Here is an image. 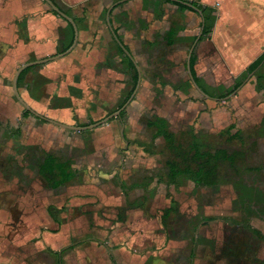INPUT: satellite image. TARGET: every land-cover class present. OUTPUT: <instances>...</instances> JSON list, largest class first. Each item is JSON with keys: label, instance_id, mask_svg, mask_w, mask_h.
Segmentation results:
<instances>
[{"label": "crops", "instance_id": "crops-1", "mask_svg": "<svg viewBox=\"0 0 264 264\" xmlns=\"http://www.w3.org/2000/svg\"><path fill=\"white\" fill-rule=\"evenodd\" d=\"M53 1L79 39L18 81L32 112L15 73L63 52L74 28L44 0H0V264H163L169 249L152 246H170L187 181L204 200L185 221L190 261L216 223L203 264H264V60L242 78L264 52V0ZM213 155L214 176L197 179Z\"/></svg>", "mask_w": 264, "mask_h": 264}, {"label": "rangeland", "instance_id": "rangeland-1", "mask_svg": "<svg viewBox=\"0 0 264 264\" xmlns=\"http://www.w3.org/2000/svg\"><path fill=\"white\" fill-rule=\"evenodd\" d=\"M197 1L200 3L202 2L210 3L211 2L217 6L220 5L219 0H197ZM248 75L249 73L246 70L242 78L247 77ZM245 89H249L248 86ZM259 94H263V92H260ZM228 105L229 107L231 106L229 102H228ZM176 190H177V193H176L177 198L184 197V199L183 198L179 199L180 200L179 206L181 207V216L178 217L176 224L173 225L171 231L169 232L170 235L167 234L165 238L166 242H168L170 246L167 247V245H164L163 242H160L158 244H154L152 248L159 246V248H161L162 250L169 249L170 260L169 261L166 260L165 263L163 264H203L202 262V260H204L202 258L203 256H206L207 260L212 259L215 262V254L221 247L220 246L221 239L217 237V234H216L217 233L216 223H210L209 225L204 226V228H199L198 239H199V236L201 237L203 235L204 237L203 239L208 240L207 246L201 247L200 244L196 246V249L193 251V254L195 255V259L194 261H190V255H191L190 247L191 246H190V238L188 237L193 235V232L190 228V224H186L185 221H186V218L189 217L190 213L196 212L197 215L199 214V211H200L199 209L201 208V206H203L204 200L202 199V203H200V199L198 198L194 199L193 197L190 198L192 193H194V195L199 194V189L195 188L192 185V183L189 181L184 182L180 188H178L177 186ZM180 191H182V193ZM207 202H208L207 204H209L208 207L207 208L203 207L204 211H206L207 213L206 215H210V214L214 215L216 213V208H215L216 200L214 198H207ZM209 202H211V204ZM229 215L239 217L237 213L229 214ZM180 242L183 244L181 245ZM134 249L141 251L144 248H134ZM174 258H175V262H172V259ZM210 263H211L210 261L206 262V264H210ZM96 264H100V263H96ZM211 264H214V263H211Z\"/></svg>", "mask_w": 264, "mask_h": 264}, {"label": "water", "instance_id": "water-1", "mask_svg": "<svg viewBox=\"0 0 264 264\" xmlns=\"http://www.w3.org/2000/svg\"><path fill=\"white\" fill-rule=\"evenodd\" d=\"M46 3L49 4V6L55 10L56 12H58L62 17H64L66 20H68L71 25L73 26L74 28V40H73V43L71 44V46L66 49L65 51L63 52H60L54 56H51V57H47V58H44V59H39V60H36V61H30V62H26L24 63L23 65H21L16 73H15V76H14V80H13V89H14V92H15V95L17 97V99L30 111L33 112V110L31 109V107L24 101V99L22 98L20 92H19V88H18V81H19V77H20V74L21 72L29 67V66H32V65H35V64H38V63H42V62H47L49 60H53V59H56V58H59V57H62L66 54H68L70 51H72V49L76 46L77 42H78V39H79V28H78V25L77 23L75 22V19L68 13H66L65 11H63L53 0H44ZM174 1H177V0H174ZM117 4V3H116ZM186 5H188L189 7L195 9L197 12H200V10L195 7L192 3L190 2H186L185 3ZM114 7L111 6L109 7V9L107 10V14H106V20H107V23L109 25V28L111 29L114 37L117 39L119 45L121 46V48L124 49V51L130 56L131 54L129 53V51L126 49V47L124 46V44L121 42V40L118 38L117 34L115 33L114 31V28L112 27V24H111V20H110V16H111V10L112 8ZM190 58H191V54L189 55V61H190ZM189 67H190V63L188 64ZM235 92V91H234ZM233 92V93H234ZM233 93H231L230 95H233ZM49 121H52L53 123L59 125V126H62V127H65V128H68V129H72V130H77V129H85V128H88V127H95L97 125H100L102 123H104L105 121L108 120V118H105L104 120L102 121H99V122H96L94 124H91L87 127H82V126H76V125H71V124H68V123H64V122H60V121H57V120H54V119H48Z\"/></svg>", "mask_w": 264, "mask_h": 264}, {"label": "trees", "instance_id": "trees-1", "mask_svg": "<svg viewBox=\"0 0 264 264\" xmlns=\"http://www.w3.org/2000/svg\"><path fill=\"white\" fill-rule=\"evenodd\" d=\"M177 2H180V4H185L186 2H190V3H192L194 6H196V7H202V5H201V3H199L197 0H177ZM73 40H74V35H73V38H72V40H71V42L67 45V46H65L63 49H62V51H65L66 49H68L70 46H71V44L73 43ZM264 60V52L259 56V58L252 64V66H251V68H249L248 70H247V72L249 73V72H251V71H253L262 61ZM30 69V66L29 67H27V68H25L22 72H21V74H20V77H19V82L22 80V77L24 76V74L28 71ZM241 83V82H240ZM240 83H238L237 85H235L234 86V88L233 89H231V90H229L228 92H226L224 95H228V94H230L232 91H234L237 87H238V85L240 84ZM212 158L206 163V165L204 166H202L201 168H202V170L201 171H199L200 170V168L198 169V170H196L194 173H195V175H197V179L199 178L200 179V175H201V173H202V171L205 169V171L204 172H206L207 171V174H206V177L207 176H214V173H215V164H216V161H217V159H216V156H211ZM197 160H200L201 159V157L199 158H196ZM56 169V167H55V158H52V157H49L48 159H47V161H45V163H44V166L43 167H41V170H42V172L43 173H45L46 175H50V174H53L54 173V170ZM45 171V172H44ZM203 172V173H204ZM199 182V181H198ZM208 185H210V182L208 183Z\"/></svg>", "mask_w": 264, "mask_h": 264}, {"label": "bare ground", "instance_id": "bare-ground-1", "mask_svg": "<svg viewBox=\"0 0 264 264\" xmlns=\"http://www.w3.org/2000/svg\"><path fill=\"white\" fill-rule=\"evenodd\" d=\"M249 163H250V162H249ZM261 163H262V162H261ZM259 167H260V166H259ZM263 168H264V167H263ZM254 169H255V167H254ZM251 170H252V169H251ZM254 171H255V170H254ZM256 172H257V171H256ZM73 178H74V177H73ZM146 178H147V177H146ZM199 182H200V181H199ZM148 184H149V183H148ZM204 188H205V187H204ZM209 188H210V186H209ZM209 188H208V189H209ZM216 189H217V188H216ZM210 194H211V193H210ZM175 196H176V195H175ZM175 196H174V197H175ZM178 196H179V195H178ZM176 197H177V196H176ZM180 198H181V197H180Z\"/></svg>", "mask_w": 264, "mask_h": 264}, {"label": "flooded vegetation", "instance_id": "flooded-vegetation-1", "mask_svg": "<svg viewBox=\"0 0 264 264\" xmlns=\"http://www.w3.org/2000/svg\"><path fill=\"white\" fill-rule=\"evenodd\" d=\"M242 264H247V262H243Z\"/></svg>", "mask_w": 264, "mask_h": 264}]
</instances>
